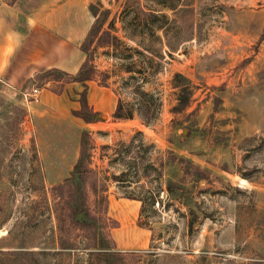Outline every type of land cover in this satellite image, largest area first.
I'll return each mask as SVG.
<instances>
[{
    "label": "rangeland",
    "instance_id": "374dc122",
    "mask_svg": "<svg viewBox=\"0 0 264 264\" xmlns=\"http://www.w3.org/2000/svg\"><path fill=\"white\" fill-rule=\"evenodd\" d=\"M128 4L166 14L152 26L164 25L167 35L157 30L146 40L152 52L144 57L126 48L143 39L124 12ZM91 5L103 30L121 40L109 43L100 31L103 44L96 37L86 52L82 41L96 21ZM164 35L176 48L165 57ZM87 55L127 102L137 101L136 81L121 87L131 75L114 73L123 65L157 68L145 88L161 96L162 108L153 126L138 113L114 123L102 111L99 121L81 125L91 132L82 172L48 183L44 160L61 150L71 155L76 125L68 135L62 126L51 134L44 127L37 138L27 100L40 95L35 88L65 85L43 77L14 84L10 75L63 60L77 69ZM176 72L193 92L179 112ZM106 74L91 83L101 85ZM78 90L67 94L80 109ZM65 183L60 195L55 187ZM102 195L112 197L108 215ZM119 197L135 199L137 226L150 230L145 247L117 245L139 236L130 226L112 227L125 209ZM0 264H264V0H0Z\"/></svg>",
    "mask_w": 264,
    "mask_h": 264
},
{
    "label": "trees",
    "instance_id": "16d2710c",
    "mask_svg": "<svg viewBox=\"0 0 264 264\" xmlns=\"http://www.w3.org/2000/svg\"><path fill=\"white\" fill-rule=\"evenodd\" d=\"M139 2H140V0H139ZM163 5L165 7L171 8L174 12H177V9H178L177 6H174L172 4H167V3H164ZM90 8H91L92 13L96 17V21L93 23V25L90 28L86 38L82 42V47L86 52L89 51L90 46L92 45V43L94 42V39H96V37L98 39L99 45L103 44V42L101 43V41L103 39V34L101 36H99V34H100V31H104L103 27H104V23H105V22L101 21L99 19V17H97L98 14H97L96 6L91 5ZM124 12L126 14L128 13L130 15L133 14L132 25L134 28H139L142 35H143L142 40L136 41L137 46H135V47L126 46V48L128 50H135V52H138L139 54H141L144 57V56H146L147 52H152V47L148 42H146V40L150 41L152 35H154V33H156L157 30L163 29V32L165 33V35H167V33L164 29V25L152 26V23L155 20L158 21L161 18H165L166 14L163 12H157L153 8L145 9L143 6H141V7L137 6L136 7L133 4L132 5L128 4L126 7H124ZM114 23H115L114 20L110 21V23H109L110 29L115 27ZM141 33H140V35H141ZM106 34H108V36H109V40H107V41H109V43L111 41L110 36H111V38L114 39V43H115V41L121 40L116 35L112 36L110 31L105 30L104 36ZM165 35L163 37L158 36V38L161 42V48L164 49V51H163L164 53L162 55L163 57H165V54L173 55V50L176 49V48H173L164 39ZM129 37L134 40L135 39L134 37H136V36L135 35H129ZM123 45H126V44L123 41H121V46H123ZM166 46L169 48L165 49ZM158 71L159 70L157 68H155L154 70H150V68L148 69L147 67H140V68L134 69L130 65H123L119 72L114 73V75H121L123 72L130 73L131 76H128V77L124 76L123 77V80L121 81V83H122L121 87L128 86L130 83L129 80L134 79L136 81L135 92L137 95V97H136L137 101L127 102L120 96V93L118 92V94H119L118 103H117L116 110L113 113V118L115 120H117V121L130 120V119L135 118L136 114L138 113L140 119L142 120V122L144 124H146L148 126H153L155 124V122L158 120L163 101H162L161 96L158 93L155 94V92L146 89L145 86L147 83H149L152 75H154ZM96 73L106 74V70H103V71L97 70V67L92 62L91 57H89L87 55V56H85V59H84L82 65H81V67L77 73H70V72L63 70L61 68L52 67V68H49L47 70H44L42 72L37 73L35 75L34 79H37V77H43L45 80V81H43L44 84H46L48 82H55V83L60 84L61 86L66 85L67 83H70V82L81 83L83 86V89L81 91H77V93L80 95V102H81L82 107L80 109H73V114L81 117L87 123H91V122L99 121L100 116L102 115V112L95 110L89 102V82L96 79L95 78ZM134 73L135 74L138 73L139 75H135ZM106 77H108V74L105 75L103 81L101 79H99V82L101 83V85L110 86L111 84L108 81H106ZM109 77H110V75H109ZM32 80H33V78H32ZM172 83H173L174 88L176 89V95H177V104L173 108V111L179 112V111L184 110L186 107H188L190 105L193 92L191 89V84H190L189 79L181 72H176L174 74ZM52 90L57 92V93H62L64 88L63 89L62 88L61 89L52 88ZM148 101H149V104L147 106L146 103ZM145 107L149 108L150 110H153L154 112L152 114H146V113L141 112V110ZM24 112L26 114L27 110H24ZM90 134H91V132L86 131V130H84V132L82 133L80 158L74 167V170L72 172V176L67 178L65 182H67L72 177H74L78 172H82V167L85 163V150H84L85 140H86L87 136ZM88 171L94 172V170L92 168L91 169L88 168ZM244 177L248 178V176H244ZM65 185H66V183L63 185H58L55 187L56 189L61 190L60 195H63V188L65 187ZM170 185H171V183H170ZM170 185H169V187L171 190L172 188ZM70 197H72V196H70ZM100 199L106 203L105 212L108 215L109 197H105L102 195V196H100ZM70 200L76 203V201L72 200V198ZM71 201H69V203ZM71 205H69V206H70V208L73 209V215H74L79 211L80 206L78 204H76L75 206H71ZM84 207H85L84 208L85 210L88 209L87 205ZM82 211L83 210H80V212H82ZM117 225H118V222L114 220V224L112 225V227H115Z\"/></svg>",
    "mask_w": 264,
    "mask_h": 264
},
{
    "label": "crops",
    "instance_id": "0c3cea01",
    "mask_svg": "<svg viewBox=\"0 0 264 264\" xmlns=\"http://www.w3.org/2000/svg\"><path fill=\"white\" fill-rule=\"evenodd\" d=\"M83 61L81 62L79 67H77V69H72L69 65L70 63L68 60L58 61V63L55 62L50 65H34L30 68H21L20 70H16L15 72L13 71V74L10 75V80H12L14 84H16V82H14L13 80L19 81V79H21L22 81H24L26 79L35 77L37 73L52 67H58L70 73H77ZM91 82L94 81L89 82V102L91 106H93L95 110H98L100 112H107L109 116H112L116 110L118 103L114 89L111 86L99 84L94 85ZM76 88L77 90L79 89L78 91H81L78 86L71 83H67L65 85L62 93H57L49 87H41L40 95H38V97L37 95L35 97V94L31 93V98L27 100V107L29 112L28 116H30L33 130L37 138L43 137L44 127L46 130H48L49 134H51L54 129L57 130L62 126L66 128V130L64 131L65 135H68L67 127L69 125H73V123L76 125L77 142L76 146L72 150L71 155H69L66 150L63 154V151L61 150V154H57L55 156H53L52 154H47V158L44 160V169L46 176L45 179L48 183H60L66 181V179L72 175L74 167L80 158L81 139L82 133L84 132V130L81 132V125L85 124L86 121H84L81 117L73 114V109H78V105H76V103L78 102V98L75 99L74 96H70L67 94V92L69 94L72 92L68 90H75ZM118 122L120 121H114V123ZM128 137L130 138V135H128ZM38 151H40L42 155V144L38 145ZM50 151L55 150L51 148ZM111 198L112 197L109 196L110 209L113 208V202H111ZM114 199L117 201V203H122L125 205V209L120 210L118 214H116L115 219L118 222V225L114 228L125 229L130 226L133 228L132 230L134 233L137 232L139 234V236L133 235L134 241L128 243H120V240L118 239L117 245L119 247H122L123 250L142 248L148 245L151 237L150 230L145 227L137 226L139 218V211L137 207L138 205L135 206V203L132 202L135 201V199L130 200V198H128L130 200L129 202H124V199H126V197H119V199ZM125 211L128 213L126 214ZM125 225H127V227Z\"/></svg>",
    "mask_w": 264,
    "mask_h": 264
},
{
    "label": "built area",
    "instance_id": "2783aa9c",
    "mask_svg": "<svg viewBox=\"0 0 264 264\" xmlns=\"http://www.w3.org/2000/svg\"><path fill=\"white\" fill-rule=\"evenodd\" d=\"M34 91L35 92H40V89L39 88H35Z\"/></svg>",
    "mask_w": 264,
    "mask_h": 264
}]
</instances>
